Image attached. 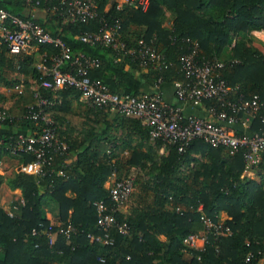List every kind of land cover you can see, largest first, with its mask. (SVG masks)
<instances>
[{"label": "trees", "instance_id": "1", "mask_svg": "<svg viewBox=\"0 0 264 264\" xmlns=\"http://www.w3.org/2000/svg\"><path fill=\"white\" fill-rule=\"evenodd\" d=\"M108 3L97 0L94 17L71 22L62 15L65 7L59 0L42 1L37 8L45 15L37 18L26 13L29 7L21 0H0L8 13L31 18L61 38L70 53L97 58L100 64L90 70V77L103 80L112 92L140 95L144 93L142 78L155 83L183 80L182 59L195 41L198 57L209 60L221 61L231 46L229 58L221 61L220 77L244 98L258 94L264 101V43L250 44L243 36L250 30L264 31V0H149L145 11L116 3L107 7ZM167 12L172 17L168 25L164 23ZM115 21L126 46L143 40L162 58L142 67L138 57L118 56L111 47L80 40L82 33L97 32L103 22ZM58 52L52 44L35 43L31 52L14 54L0 45V87L13 88L21 82L20 76L25 79L24 91L11 95V102L14 99L15 105L24 106L22 116L13 117L12 103L1 106L6 97L0 92V107L9 114L0 123L20 124L33 132V121L24 115L35 105L34 92L38 91L53 101L49 108L61 115L56 133L67 145L65 152H49L51 160L43 176L22 170L34 159L31 154L0 151V160L7 157L18 162L7 180L0 174V264H259L264 257V160L254 167V176L242 177L245 164L240 152L231 155L200 139L178 151L177 144L151 139L139 118L91 104L74 134L66 115L79 105L80 92L71 87L56 91L38 87L44 74L37 62L44 53L50 57ZM107 78L112 79V86ZM205 103L219 106L215 99ZM63 122L67 129L62 128ZM257 125L253 122L252 127ZM114 131L124 135L116 136ZM236 132L242 131L236 128ZM10 136L17 134L0 133L5 142ZM121 170L135 171L129 209L116 214L130 231L122 234L112 229L113 243L106 245L92 238L100 235L95 202L111 204L105 183L112 173L117 179L130 176ZM4 183L24 201L13 217L1 205ZM49 211L56 221L47 217ZM221 211L230 217L226 221L230 235L215 239L208 234L202 248L184 243L188 234L203 226L201 214L217 223ZM56 222L71 223L75 233L57 234L51 243L40 224L54 231Z\"/></svg>", "mask_w": 264, "mask_h": 264}, {"label": "built area", "instance_id": "2", "mask_svg": "<svg viewBox=\"0 0 264 264\" xmlns=\"http://www.w3.org/2000/svg\"><path fill=\"white\" fill-rule=\"evenodd\" d=\"M21 1L26 7L33 9L44 0ZM59 1L65 7L62 15L71 22L84 21L95 16L97 0ZM116 1L112 3H116L118 7L123 3L143 11L149 5V0ZM119 28L118 21L111 24L103 22L97 32H84L79 38L91 45L111 47L118 56L122 53L138 57L142 67L149 62H158L162 58L154 47L143 40L134 47L126 46L120 39ZM35 43L52 44L59 48L58 54L47 57L44 53L37 62L36 67L44 74L40 78L38 87L52 91L65 87L74 88L80 92V96L86 102L95 107L110 108L126 116L139 118L148 128L151 139L177 144L178 151H182L193 140L200 139L211 147L226 149L231 155L240 152L245 170L256 167L264 160V101L258 94L244 98L237 92V87L229 86L219 75L223 62L198 57L197 42L192 41L190 51L182 59L181 70L184 79L175 82L174 94L177 99L194 106L215 99L219 106L211 105L208 110L215 115L216 122L195 115L185 116L179 107L167 103L159 91L144 92L140 95L112 92L103 80L90 77V70L100 64L97 58L82 52L70 53L61 38L52 36L31 18L10 14L0 6V45L5 44L11 53L17 54L31 52ZM155 84H161L160 80ZM15 89L21 93V84H17ZM34 97L35 105L29 106L24 115L25 118L33 121L34 131L28 135L10 136L8 142L0 138V151L6 149L14 154H31L34 159L23 165L22 170L43 176L51 160L49 152H65L67 145L58 138L55 121L49 115V107L53 101L42 96L38 91L34 92ZM8 117V112L0 107V122H4ZM256 121L258 125L253 128V122ZM238 122L247 125L246 132H236L234 125ZM105 187L111 204L104 201L95 202L96 225L100 235H93L92 238L96 242L110 245L114 240L111 235L112 229L122 234H128L130 231L126 223L117 220L116 214L122 212L126 206L134 189V179L130 176L117 179L115 173H112ZM19 204H24L22 198L16 199L5 208L10 217H13L14 211L19 209ZM200 219L204 229L199 233L188 234L184 238L187 246L202 248L208 234H212L215 239L231 234V229L226 223H214L203 214ZM40 227L51 243L57 234L69 237L75 233V227L71 223L58 224L54 231L43 228L42 224ZM250 256L251 253L248 254V257ZM99 260L104 261L103 258Z\"/></svg>", "mask_w": 264, "mask_h": 264}, {"label": "crops", "instance_id": "3", "mask_svg": "<svg viewBox=\"0 0 264 264\" xmlns=\"http://www.w3.org/2000/svg\"><path fill=\"white\" fill-rule=\"evenodd\" d=\"M26 13L27 14H31L33 16H35L36 18L37 17H41L44 14L43 10L39 9V8H33V9H26ZM142 72L144 71L143 69L141 70ZM20 83L21 86H22V91H24V84L23 82L25 81L24 77L23 76H20ZM142 81H143V92H155V91H159L163 97V99L171 104V105H174V106H177L181 109L182 113L185 115V116H191V115H195V116H200V117H203L209 121H212V122H216V117L214 114H212L209 110H208V106L206 105L205 102L199 104V105H190L188 103H185L179 99H177L175 97V94H174V83H161L159 85H156L155 82H152V81H147V79L145 78H142ZM28 82L29 83H32L31 87L33 88H36V84L34 85L33 84V81L31 79H28ZM106 82L109 83L111 86L113 85V82H112V79L111 78H107L106 79ZM0 92H2L6 99L4 101H2L1 103V106H4L5 104H14L15 105V100L12 99L13 102H11V95L13 94V92H17V93H20L18 92L15 87L13 88H7V87H4V86H1L0 87ZM22 93V92H21ZM82 101H85L81 96H79V99H78V102L81 103ZM31 103H27V105L25 106H28L30 105ZM22 107H24L22 104H17L14 106L13 108V111L11 112V114L13 115V117H16L17 119H20V116H22V113H23V110H22ZM247 125L246 124H242L240 122L236 123L234 125V128L236 129H240L241 131H247ZM16 133L17 135L18 134H23V135H28L30 133H32L31 129L28 127H25V126H21L20 124H17L16 126L14 127H8L4 124H1L0 123V133ZM162 149H160L161 151ZM18 167V162L16 160H10L8 159L7 157H4V159L2 160V163L0 164V174H2L4 176V179L7 180L8 177L12 176L14 174V172L16 171V168ZM26 170V169H25ZM252 169H248V170H244L243 172V176H254L255 173ZM108 181L105 183L108 184ZM5 187V188H4ZM2 188H4L3 190H7L10 194L13 193L12 195L15 196V198H21L20 194L18 192H13L11 190L8 189V187L6 186V184L4 183ZM8 206V204L2 206L4 209ZM125 207L123 208L122 212H125ZM47 217L49 219H51V221H56L53 217H52V213L49 211L47 212ZM230 217L228 215V213L226 211H221L220 214H219V222L220 223H226L227 220H229ZM204 229V227L202 226L198 231H196L195 233H199V232H202ZM198 245H200V243H198ZM186 257L188 258L189 256L186 255ZM259 264H264V257L260 260V263Z\"/></svg>", "mask_w": 264, "mask_h": 264}, {"label": "rangeland", "instance_id": "4", "mask_svg": "<svg viewBox=\"0 0 264 264\" xmlns=\"http://www.w3.org/2000/svg\"><path fill=\"white\" fill-rule=\"evenodd\" d=\"M110 2L112 3V2H117V1L116 0L115 1L114 0H110ZM109 4L110 3L107 4V7H108ZM120 6H124V4L123 3H120ZM171 18L172 17L170 15V13L167 12V14L165 15V18H164V23L167 24V25L170 24ZM243 36L245 38H247V40L249 41L250 44H263L264 43V31H251L250 30L246 34H243ZM230 47L231 46H228V51L224 52V55L220 59L221 61L227 60L229 58V56H230L229 54H230V51H231L230 50ZM87 107L89 108V103L86 102V101H82L81 103H79V105L78 104L74 105L73 109H74V112L75 113L74 112H70V113H68V116L66 115V117H69L71 119L70 120L71 123H72L71 125L74 126L73 127V129H75L73 131L74 134H77V131H78V128H79V125H80L79 122L84 119V117H85V111H86V108ZM107 111L110 114H113L114 113V111H112V110H107ZM57 114L58 113H56L55 110H53V109H50L49 110V115L55 121L56 126L59 124V120H58L59 118L58 117L61 116L60 114H58V115ZM76 127H78V128H76ZM62 128L63 129L64 128L67 129V125L64 122L62 124ZM114 134L116 136H122V135H124V134H121L119 131H114ZM250 169L254 170V167L253 168H250ZM120 173H122V174L123 173H127L132 178H135V171L134 170H130L128 172L127 171L125 172L124 170H121ZM117 174H118V172L116 171V175ZM4 188L1 189V205L2 206L6 205V204L9 205L10 203L14 202L17 199V198H15L14 195H12L13 193L10 194L7 190H3ZM130 199H131V197H130ZM130 199L126 203V206H125V210L126 211L125 212H127L128 209H129ZM56 223L58 224V222H56Z\"/></svg>", "mask_w": 264, "mask_h": 264}]
</instances>
